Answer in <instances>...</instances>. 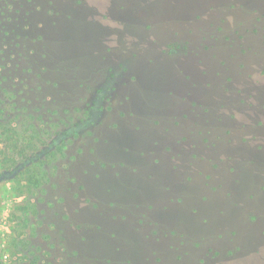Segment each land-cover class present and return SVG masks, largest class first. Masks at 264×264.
<instances>
[{"label":"rangeland","instance_id":"1","mask_svg":"<svg viewBox=\"0 0 264 264\" xmlns=\"http://www.w3.org/2000/svg\"><path fill=\"white\" fill-rule=\"evenodd\" d=\"M1 264H264V0H0Z\"/></svg>","mask_w":264,"mask_h":264},{"label":"water","instance_id":"2","mask_svg":"<svg viewBox=\"0 0 264 264\" xmlns=\"http://www.w3.org/2000/svg\"><path fill=\"white\" fill-rule=\"evenodd\" d=\"M1 264V263H0Z\"/></svg>","mask_w":264,"mask_h":264}]
</instances>
